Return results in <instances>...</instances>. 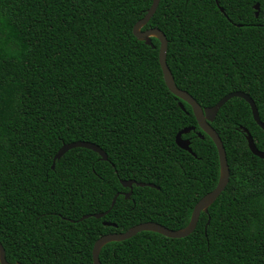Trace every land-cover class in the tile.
<instances>
[{"label":"trees","instance_id":"trees-1","mask_svg":"<svg viewBox=\"0 0 264 264\" xmlns=\"http://www.w3.org/2000/svg\"><path fill=\"white\" fill-rule=\"evenodd\" d=\"M151 3L0 0V244L8 262L93 264L102 234L145 221L181 228L215 187L213 141L165 85L159 41L152 37V48L132 33ZM149 27L167 38L178 88L202 107L241 90L264 123V0H159L141 29ZM210 124L229 179L194 230L110 241L101 264H264V158L250 151L243 129L259 150L264 130L240 97L223 103ZM184 127H193L182 137L194 155L175 143ZM80 140L107 159L74 147L51 167L63 143ZM121 180L154 186L132 184L125 198Z\"/></svg>","mask_w":264,"mask_h":264},{"label":"water","instance_id":"water-1","mask_svg":"<svg viewBox=\"0 0 264 264\" xmlns=\"http://www.w3.org/2000/svg\"><path fill=\"white\" fill-rule=\"evenodd\" d=\"M216 1V0H215ZM159 0H152L151 5L148 7L146 13L139 18L133 25L132 27V33L133 35L139 39L143 40L145 44L151 46L152 48L155 47L154 44L151 41L152 37H155L159 41V47H158V62L162 71L163 79L165 82V85L167 88L172 92L176 97L180 98L181 100L185 101L188 103L192 109V113L197 121L198 126L200 129L206 133L211 140L213 141L216 150H217V155H218V163H219V174H218V180L215 185V187L202 195L194 204L190 218L188 220V223L178 229H170L158 222L154 221H145V222H140L137 223L128 229H126L123 232H109L102 234L99 236L93 243L92 246V261L93 264H101L99 260V252L102 246H104L106 243L110 241H119V240H124L127 239L134 234H136L139 231L142 230H147V231H153L157 232L159 234H162L166 237L170 238H181L189 233H191L197 223L199 214L201 211L206 212L208 209V206L214 202V200L219 196V194L222 192L224 187L226 186L228 179H229V168L226 160V154L225 150L222 144V141L215 131V129L211 126L210 122H212L216 116V113L218 109L221 107L223 103H225L228 99L231 97H240L243 98L250 106L251 113L253 116V119L255 122L264 130V123L261 122L259 119V114L257 107L252 100V98L245 92L241 90H236L229 92L222 96L215 104L212 106H207V107H202L187 91L180 89L176 86L173 76L171 74V71L166 63V52H167V38L165 34L156 27H149L146 29H141L142 26H144L147 21L150 19V17L153 15V13L156 10V7L158 5ZM253 8L255 10V16L258 14V3L256 2L253 5ZM220 11H223L222 8L219 7ZM179 106L183 108L182 104L179 103ZM193 127H184L181 130H179L176 135H175V143L178 147L190 152L193 154L190 146H189V140L185 139L182 137L183 134L189 132ZM246 135V140L248 147L250 151L261 158H264V150H259L255 146V143L253 141V138L251 134L248 132L247 129H243ZM199 134V133H198ZM74 147H85L88 149H91L95 152H97L100 157L103 160L107 159V156L105 152L96 144L88 142V141H72L68 143H63L59 149L55 152L53 159H52V164L51 167L54 166L55 160L59 159L61 155H63L68 149L74 148ZM194 155V154H193ZM122 186L129 188L127 192L124 193L125 198H128L131 194V188L132 184H135L137 186H151L153 187V183H144V182H135L134 180H121ZM118 193H116L111 201L110 207H112L115 198L117 197ZM109 207V208H110ZM109 210V209H108ZM108 210L104 212H96L93 214H84L81 216L79 219H84L89 216H93L96 218L102 217ZM103 224L105 225H114L113 223H110L108 221H104ZM0 264H24L21 262H16V263H10L6 260L5 258V252L0 244Z\"/></svg>","mask_w":264,"mask_h":264}]
</instances>
